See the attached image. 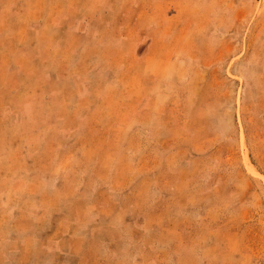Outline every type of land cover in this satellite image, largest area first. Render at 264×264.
I'll return each instance as SVG.
<instances>
[{
  "label": "rangeland",
  "instance_id": "rangeland-1",
  "mask_svg": "<svg viewBox=\"0 0 264 264\" xmlns=\"http://www.w3.org/2000/svg\"><path fill=\"white\" fill-rule=\"evenodd\" d=\"M0 264H264V0H0Z\"/></svg>",
  "mask_w": 264,
  "mask_h": 264
}]
</instances>
